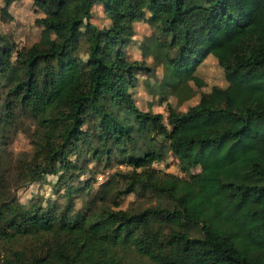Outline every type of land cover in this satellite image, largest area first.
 I'll return each mask as SVG.
<instances>
[{"label": "trees", "instance_id": "obj_1", "mask_svg": "<svg viewBox=\"0 0 264 264\" xmlns=\"http://www.w3.org/2000/svg\"><path fill=\"white\" fill-rule=\"evenodd\" d=\"M13 1L0 4V20H12ZM34 3L44 13L38 40L19 46L0 33V264H124L121 247L154 264H264V0ZM95 4L106 26L91 20ZM141 19L152 30L140 49L162 66L161 91L190 98L210 54L227 84L186 110L168 105L165 118L140 109L135 75L153 68L123 47ZM19 130L31 152L10 150ZM169 153L184 176L154 165ZM102 156L129 168L110 174L83 208L26 206L13 190L44 172L72 179ZM93 179L64 186L83 196ZM146 190L158 202L120 206ZM26 237L29 245L14 246Z\"/></svg>", "mask_w": 264, "mask_h": 264}, {"label": "rangeland", "instance_id": "obj_2", "mask_svg": "<svg viewBox=\"0 0 264 264\" xmlns=\"http://www.w3.org/2000/svg\"><path fill=\"white\" fill-rule=\"evenodd\" d=\"M0 4H3V0H0ZM9 11L13 15L12 20H0V33H6L10 35L19 46H27L38 40L41 32V26L36 23L35 19L39 16H43V11L35 5L34 0H15L9 5ZM91 20L99 27L106 26L109 23V19L103 11L102 5L95 4L92 7ZM135 34L133 39L123 47L130 59L144 60L145 63L153 68L150 74L143 71L136 73V84L131 88L132 95L135 99V103L142 110H152L154 112H161L164 118L167 115V106L172 105L178 110H186L190 105L195 104L200 94L204 91H209L213 85L225 86L227 80L224 75L223 68L218 64L217 59L213 55H208L197 67L196 74L203 80L201 86L195 85L194 82H190L191 87L194 90L193 95L185 99L182 102H178L177 96L170 92L161 91L159 84L163 76V69L161 65H155L152 62L151 56H142L140 49L141 44L147 35L151 33V27L146 19L137 20L134 22ZM84 56V53H82ZM27 128L30 121L25 120ZM28 131L19 130L10 143V150L16 154L22 151L31 152L33 145ZM159 138V137H158ZM78 156L73 150L69 151V157L76 159ZM90 154L88 155V157ZM82 160V158L80 157ZM80 161L81 165L84 163ZM176 157L169 153L162 161L156 162L154 165L162 170L175 173L179 176H184L181 170H179ZM90 171L79 172L72 179L63 178L59 180L58 174L44 172L40 175H36L32 181L28 182L25 186L13 187V190L18 197V200L30 206L33 203H42L43 206L47 204L48 200H57L59 204L64 205L66 202H71L73 207L72 211L83 208L85 201L98 190L99 184L104 182L108 176L119 169L127 170L129 167L126 164H120L118 158L111 156L107 160L105 156H102L99 160L90 159L87 165ZM199 168H193V171H197ZM164 171V172H165ZM101 174L102 179L97 176ZM94 178L91 181L90 187L84 188L87 195L81 196V191L68 194L71 186L82 188L87 179ZM68 180L70 187L64 186V182ZM122 183L123 180L119 179ZM69 199H72L70 201ZM158 202V197L149 192L141 191L138 193H128L122 196L120 206L122 208H134L139 209L150 203ZM32 242L31 237L19 238L13 241L14 246L22 247L25 244L29 245ZM122 258L124 264H154L147 257L139 255L133 248L121 247Z\"/></svg>", "mask_w": 264, "mask_h": 264}, {"label": "built area", "instance_id": "obj_3", "mask_svg": "<svg viewBox=\"0 0 264 264\" xmlns=\"http://www.w3.org/2000/svg\"><path fill=\"white\" fill-rule=\"evenodd\" d=\"M97 177H98L99 179H102V175H101V174H99Z\"/></svg>", "mask_w": 264, "mask_h": 264}]
</instances>
